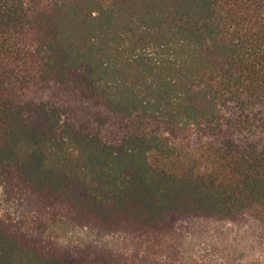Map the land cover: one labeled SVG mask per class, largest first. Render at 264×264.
Listing matches in <instances>:
<instances>
[{
  "label": "trees",
  "instance_id": "1",
  "mask_svg": "<svg viewBox=\"0 0 264 264\" xmlns=\"http://www.w3.org/2000/svg\"><path fill=\"white\" fill-rule=\"evenodd\" d=\"M0 191V264L264 253V0H0Z\"/></svg>",
  "mask_w": 264,
  "mask_h": 264
},
{
  "label": "rangeland",
  "instance_id": "2",
  "mask_svg": "<svg viewBox=\"0 0 264 264\" xmlns=\"http://www.w3.org/2000/svg\"><path fill=\"white\" fill-rule=\"evenodd\" d=\"M7 206L6 204L2 201V197H1V191H0V213L4 214L7 210ZM237 248L239 249V254L242 251V253L240 254V258H238L237 260L235 259L234 261L235 264H262L263 263V259H264V253L263 251L260 252L259 250H253V251H249V250H245L243 252L242 250V243L237 245ZM204 255H208V254H204ZM191 261H194L195 264H215V261H212L211 258L209 257H205V256H201V255H195L193 258H191ZM233 261V262H234Z\"/></svg>",
  "mask_w": 264,
  "mask_h": 264
}]
</instances>
